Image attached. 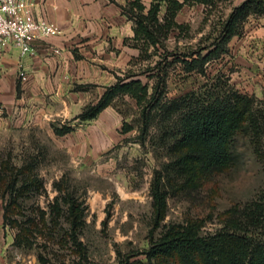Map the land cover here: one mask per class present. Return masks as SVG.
Returning <instances> with one entry per match:
<instances>
[{
  "label": "rangeland",
  "instance_id": "1",
  "mask_svg": "<svg viewBox=\"0 0 264 264\" xmlns=\"http://www.w3.org/2000/svg\"><path fill=\"white\" fill-rule=\"evenodd\" d=\"M242 1L221 2L211 14L204 4L185 7L177 16L185 28L170 33L169 49L210 44L219 34L220 17ZM253 17L258 16L249 17L243 33ZM229 47V53L208 63L209 81L198 72L185 74L178 63L170 65L166 95L176 98L222 78L253 95L251 107L264 125V68L243 71L232 62L235 54ZM159 59L138 61L132 69L148 68ZM142 78L149 80L147 74ZM114 108L104 122L78 115L65 124L0 123V163L21 169V191L8 212L9 194L0 191V238L12 241L3 248L20 264H180L151 253L167 231L193 229L204 236L234 231L263 200L264 132L257 138L239 133L236 159L228 167H205L188 159L181 164L176 140L165 136L162 123L142 137L135 103L120 99ZM125 121L134 126L127 133L122 132ZM65 125L72 129L64 135L55 132L54 127ZM160 176L166 198L161 215L152 192Z\"/></svg>",
  "mask_w": 264,
  "mask_h": 264
},
{
  "label": "trees",
  "instance_id": "2",
  "mask_svg": "<svg viewBox=\"0 0 264 264\" xmlns=\"http://www.w3.org/2000/svg\"><path fill=\"white\" fill-rule=\"evenodd\" d=\"M224 1L228 0H154L147 10L138 1L132 3L126 10L135 20V39L141 50L136 62L153 56L160 59L139 71L128 69L97 103L86 106L78 117L93 120L106 107H115L118 100L128 99L140 111L141 136L145 137L154 124L162 123L165 136L176 140L175 147L182 153L181 164L187 159L205 167L222 168L233 164L237 135L245 132L257 138L264 132V125L251 107L253 95L239 92L222 78L213 84L207 82L205 89L192 90L176 98L166 95L170 65L178 63L185 74L198 72L209 81L208 63L230 52L229 43L243 33L250 16L264 14V0H243L225 18L220 17L219 34L210 44L187 51L169 49L170 33L185 28L177 16L186 5L204 4L206 13L211 14ZM145 74L148 81L142 78ZM54 128L59 135L72 129L68 125ZM133 128L125 121L122 132ZM20 174L21 169L5 161L0 163V191L4 196L8 193L10 198L7 212L20 194ZM155 181L152 192L161 215L166 199L163 177ZM232 230L204 236L193 229H171L153 246L151 253L157 259L175 258L180 264H264V198L249 210L247 221L235 224Z\"/></svg>",
  "mask_w": 264,
  "mask_h": 264
},
{
  "label": "crops",
  "instance_id": "3",
  "mask_svg": "<svg viewBox=\"0 0 264 264\" xmlns=\"http://www.w3.org/2000/svg\"><path fill=\"white\" fill-rule=\"evenodd\" d=\"M135 1L147 10L154 0H39L35 16L53 23L59 32L35 41L32 53L22 55L11 44L0 55V123L5 119L22 127L56 120L65 124L97 103L119 76L134 67L140 54L135 20L126 10ZM249 22L230 46L232 62L253 73L264 68V14ZM114 112L108 106L90 121L104 122ZM8 239L0 238V264H20L3 248L12 243Z\"/></svg>",
  "mask_w": 264,
  "mask_h": 264
},
{
  "label": "built area",
  "instance_id": "4",
  "mask_svg": "<svg viewBox=\"0 0 264 264\" xmlns=\"http://www.w3.org/2000/svg\"><path fill=\"white\" fill-rule=\"evenodd\" d=\"M39 0H0V55L11 44L22 55L34 51L33 43L56 34L59 30L53 23L37 18L34 9ZM26 79V74L21 73Z\"/></svg>",
  "mask_w": 264,
  "mask_h": 264
}]
</instances>
